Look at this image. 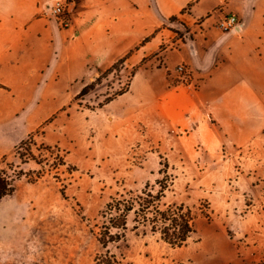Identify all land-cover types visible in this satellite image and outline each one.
Listing matches in <instances>:
<instances>
[{"label": "crops", "instance_id": "0c3cea01", "mask_svg": "<svg viewBox=\"0 0 264 264\" xmlns=\"http://www.w3.org/2000/svg\"><path fill=\"white\" fill-rule=\"evenodd\" d=\"M154 1L156 9L153 0H75L65 17L56 18L47 10L48 0H0V171L30 132L58 114L67 116L72 106L70 96L64 98L67 91H83L86 82L124 60L134 79L111 105L114 125L100 119L101 141L106 128L153 127L154 136L164 137L160 143L172 144L164 153L193 164L205 160L207 172L223 178L219 188L226 194L213 203L216 224L224 218L231 228L241 222L262 227L260 210L239 218L237 209L264 208V0H253L252 20L237 35L222 33L219 24L226 14L242 23L250 0ZM173 18L188 27L191 38L165 56L170 68L165 71L154 65V56L162 42L174 40L166 23ZM178 62L193 69L195 89L173 85ZM103 151L116 158L120 150ZM4 201L0 264H29L23 258L31 254L16 244L22 224L32 218L20 209L18 216L12 210L5 215ZM133 232L156 236L148 227Z\"/></svg>", "mask_w": 264, "mask_h": 264}, {"label": "rangeland", "instance_id": "374dc122", "mask_svg": "<svg viewBox=\"0 0 264 264\" xmlns=\"http://www.w3.org/2000/svg\"><path fill=\"white\" fill-rule=\"evenodd\" d=\"M72 1L75 0H67L68 9ZM254 11L255 2L250 0L242 22L246 20L249 24ZM66 14L68 10L62 17ZM172 23L167 27L174 31L175 38L171 40L175 42L174 47L169 40L162 42L157 48L159 57L154 56V65L165 71L170 69L165 64V56L177 53L191 38L186 25ZM178 36L183 37L182 44L177 42ZM120 61V70L103 79L95 91L85 94L67 91L64 98L70 96L72 102L67 116L58 114L30 132L9 160L10 164L1 171L14 182V191H17L14 197L4 199L5 215L12 210L18 216L20 209L23 216L32 218L17 233L20 242L16 246L24 254H31L23 261L29 264H104L107 261L111 264H264V222L262 227L241 222L232 228L224 218L215 223L213 203L222 202L221 196L226 192L219 188L223 178L210 175L205 160L195 161L194 165L181 156L164 153V146L167 149L172 146L169 141L163 145L159 139L164 137L154 136L157 130L153 127L138 129L133 123L106 128V140L101 141L100 119L114 125L117 120L111 105L130 91L134 79L124 60ZM181 64L187 65L194 75L188 64L178 62L171 70L175 87L187 86L176 73ZM107 84L113 86L111 91H107ZM195 87L194 77V86L190 89ZM261 92L264 100V91ZM127 127L131 131L125 132ZM130 135H133L129 137L131 143H126ZM112 146L120 150L116 158L111 157L113 152L103 151ZM228 153L224 148V156ZM225 160L227 157L220 162ZM208 180L211 186L207 185ZM110 205L116 209L113 211ZM179 207L190 215L194 230L183 249L163 242L162 218L156 212ZM129 208L133 209L130 215L126 210ZM237 210L239 218L257 210L264 217V208ZM123 215L128 216L127 229L119 234L112 224L115 217ZM145 227L156 236L133 232ZM117 235L124 236L121 241L109 243Z\"/></svg>", "mask_w": 264, "mask_h": 264}, {"label": "trees", "instance_id": "16d2710c", "mask_svg": "<svg viewBox=\"0 0 264 264\" xmlns=\"http://www.w3.org/2000/svg\"><path fill=\"white\" fill-rule=\"evenodd\" d=\"M172 22L177 21L175 18L171 19ZM247 21L241 23L243 25ZM122 64V61L116 63L112 68L105 71L101 74V76L92 84L88 85L84 90L83 93L85 94L87 91H95L99 85H102V80L107 79L110 75H113L116 71H119V67ZM116 79V78H115ZM118 81L121 82V77H117ZM120 86V83H119ZM108 90L111 91L113 86L111 84H107L106 87ZM14 192V182L9 181L3 172L0 171V201L5 199L6 197L10 196ZM110 208L116 209V206H109ZM127 214L130 215L133 209H126ZM162 218V234L161 238L164 242L172 246L173 248H182L186 245L191 235L194 233L193 226L191 225L190 215L184 212L183 207L176 208L175 210H166V211H156ZM127 220L128 216H117L113 220L112 228L116 229L117 232L126 231L127 229ZM120 234V233H119ZM124 236V235H123ZM122 235H117L114 238H111L109 243H115L117 241H121ZM107 260L108 257L106 258ZM103 264V263H99ZM104 264H111L110 261H107Z\"/></svg>", "mask_w": 264, "mask_h": 264}, {"label": "built area", "instance_id": "2783aa9c", "mask_svg": "<svg viewBox=\"0 0 264 264\" xmlns=\"http://www.w3.org/2000/svg\"><path fill=\"white\" fill-rule=\"evenodd\" d=\"M68 10L67 7V0H52L51 6L48 12L50 15L55 17H62L65 15L66 11ZM241 23L236 15H227L224 19L220 22V29L222 32L226 34H233L237 35L239 30H241ZM177 42L179 40V44L184 42L183 37L178 36ZM176 42V43H177ZM172 48L174 47L175 42L171 41ZM165 48L164 50H167ZM176 73L178 74L179 79L183 81L185 85L189 86L190 88L194 86V75L190 68L187 65L181 64L177 67Z\"/></svg>", "mask_w": 264, "mask_h": 264}, {"label": "water", "instance_id": "95a60500", "mask_svg": "<svg viewBox=\"0 0 264 264\" xmlns=\"http://www.w3.org/2000/svg\"><path fill=\"white\" fill-rule=\"evenodd\" d=\"M51 1L52 0H48V7H47V10H49L50 9V6H51ZM153 4H154V7H155V9H156V2L153 0ZM166 23L167 24H170V25H173V23L171 22V21H166Z\"/></svg>", "mask_w": 264, "mask_h": 264}]
</instances>
